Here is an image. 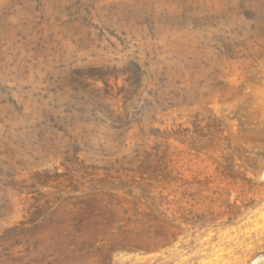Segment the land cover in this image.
<instances>
[{"label": "rangeland", "instance_id": "obj_1", "mask_svg": "<svg viewBox=\"0 0 264 264\" xmlns=\"http://www.w3.org/2000/svg\"><path fill=\"white\" fill-rule=\"evenodd\" d=\"M0 264H264V0H0Z\"/></svg>", "mask_w": 264, "mask_h": 264}]
</instances>
